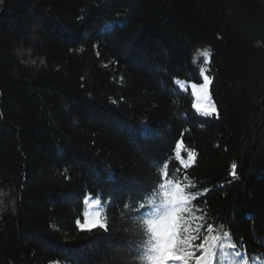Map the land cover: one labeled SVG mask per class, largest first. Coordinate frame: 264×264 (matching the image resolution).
Masks as SVG:
<instances>
[{
  "label": "trees",
  "instance_id": "obj_1",
  "mask_svg": "<svg viewBox=\"0 0 264 264\" xmlns=\"http://www.w3.org/2000/svg\"><path fill=\"white\" fill-rule=\"evenodd\" d=\"M200 67L218 119L175 83ZM181 138L196 161L169 179L208 190L193 243L228 233L264 264V0H0V264H140L141 186ZM89 193L107 232L75 223Z\"/></svg>",
  "mask_w": 264,
  "mask_h": 264
},
{
  "label": "snow or ice",
  "instance_id": "obj_2",
  "mask_svg": "<svg viewBox=\"0 0 264 264\" xmlns=\"http://www.w3.org/2000/svg\"><path fill=\"white\" fill-rule=\"evenodd\" d=\"M201 55L205 58V63H210L212 56L210 49H204ZM206 72V68L200 67L195 79L202 78L203 82L190 84L192 108L203 117L218 119L220 113L210 94L212 78ZM175 83L181 89L185 88V84L180 80L177 79ZM184 147L183 138L177 140L172 152L174 161L164 162L157 183L147 190L141 186V199L144 202L139 203L136 215L139 217L137 220L139 234L145 239H142L140 245L130 241L128 244L130 251L140 253V264H249L246 251H240L233 243H223V238L228 237V233H223V237L207 235L203 237L201 243H193L198 238L200 227H190L192 220L189 217L192 212L201 211L198 206L193 207V204L206 195L208 190L191 195L186 190L190 184L184 183L188 179L186 175L180 180L169 179L172 174L169 171L171 163L174 162L179 169L187 172L196 161L197 153L191 149L187 151L185 159ZM179 169L173 171H176L178 176L183 175ZM230 176L233 180L238 177L236 163L231 165ZM102 196V193L98 194V197ZM89 199L83 202L87 207L83 212V221L78 218L75 222L78 229L89 233L97 230L107 232L109 227L107 217L99 208L102 199L91 197ZM112 203L113 201L109 200L108 206L111 207ZM128 207L126 204L125 208ZM207 230L211 233L213 225H208ZM197 251L199 255L196 254ZM251 260L256 261V258L252 257ZM256 264L259 262L256 261Z\"/></svg>",
  "mask_w": 264,
  "mask_h": 264
},
{
  "label": "clouds",
  "instance_id": "obj_3",
  "mask_svg": "<svg viewBox=\"0 0 264 264\" xmlns=\"http://www.w3.org/2000/svg\"><path fill=\"white\" fill-rule=\"evenodd\" d=\"M7 193L0 192V214H3L7 211H12L13 213L16 211V204L14 200H6L5 196Z\"/></svg>",
  "mask_w": 264,
  "mask_h": 264
},
{
  "label": "rangeland",
  "instance_id": "obj_4",
  "mask_svg": "<svg viewBox=\"0 0 264 264\" xmlns=\"http://www.w3.org/2000/svg\"><path fill=\"white\" fill-rule=\"evenodd\" d=\"M205 68V67H204ZM206 74L208 75V73L206 72ZM178 80H180L181 82H183L184 84H185V88H183V90H191L190 89V84L192 83V82H189V81H187V80H181V79H178ZM203 82V81H202ZM201 82V83H202ZM210 87H211V84H210ZM211 94V93H210ZM187 157H185V159H186ZM89 197H91V198H98V197H95V196H93L92 194H88L86 197H85V199H89ZM91 202V199H89V203ZM99 208L101 209V210H103L102 209V204L99 206ZM87 210V207H86V205H85V208H84V211H86ZM81 221H83V218L81 219ZM58 264H62V263H58Z\"/></svg>",
  "mask_w": 264,
  "mask_h": 264
}]
</instances>
